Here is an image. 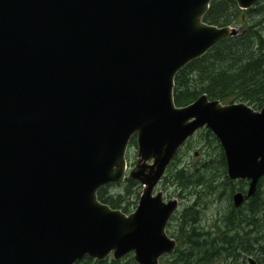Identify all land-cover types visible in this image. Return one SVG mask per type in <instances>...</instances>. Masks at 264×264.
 I'll return each mask as SVG.
<instances>
[{
  "label": "water",
  "instance_id": "obj_1",
  "mask_svg": "<svg viewBox=\"0 0 264 264\" xmlns=\"http://www.w3.org/2000/svg\"><path fill=\"white\" fill-rule=\"evenodd\" d=\"M211 1L0 0V264L127 255L160 264L175 243L165 234L173 207L157 186L197 130L212 134L227 177L248 179L252 193L264 174V107L204 94L173 103L177 72L239 32L202 22ZM231 1L239 10L257 2ZM127 177L140 185L132 211L97 200Z\"/></svg>",
  "mask_w": 264,
  "mask_h": 264
},
{
  "label": "trees",
  "instance_id": "obj_2",
  "mask_svg": "<svg viewBox=\"0 0 264 264\" xmlns=\"http://www.w3.org/2000/svg\"><path fill=\"white\" fill-rule=\"evenodd\" d=\"M202 22L217 27L232 26L239 32L220 41L177 72L172 89L174 105H187L204 94L208 100H217L221 104L241 102L253 110L264 107V0H257L253 7L246 10L237 9L231 0H212L202 17ZM201 139L215 141L209 132L203 134ZM130 147H135L134 137L128 142L127 148ZM158 186H163V177ZM109 189L119 190L113 196L108 194ZM138 190V183L127 177L120 185L100 188L96 198L109 208L118 209L125 214L135 205ZM120 192H124L125 199L129 200L125 205L119 197ZM258 195L263 198L262 207H255L254 210L249 207L247 218L257 214L262 216L258 227L252 228L256 229V236L260 235L259 241H249L243 248L237 236L233 234L230 241L224 243L198 242L194 240V230L185 228L181 232L186 240L177 245L172 255L165 259L161 257L160 264H243L234 259L235 252L251 254L257 258L259 264H264V189L257 191L249 205L260 198ZM252 229L245 235L249 236ZM74 264L135 263L131 256L127 255L119 260L106 258L101 261L83 257Z\"/></svg>",
  "mask_w": 264,
  "mask_h": 264
},
{
  "label": "flooded vegetation",
  "instance_id": "obj_3",
  "mask_svg": "<svg viewBox=\"0 0 264 264\" xmlns=\"http://www.w3.org/2000/svg\"><path fill=\"white\" fill-rule=\"evenodd\" d=\"M206 132L209 131L206 129L195 131L177 149L163 173V205L173 207L166 220L165 234L175 243L173 252L178 244L186 240L181 232L185 228L194 230L193 234H196L194 240L198 242L224 243L230 241L235 234L244 248L246 245H243L242 238L244 243H248L247 239L254 234L251 242L254 239L260 240V235L256 236V229L252 228L258 227L262 216L257 214L247 218V212L249 207H252V210L255 207H262L263 198L259 195L260 198L252 201L251 205L249 202L256 196L257 191H263L264 183L261 184V180L264 174L256 180L252 193L247 195L249 180H231L227 177L225 158L218 142L210 132L214 142L201 139ZM193 139L195 140L192 141ZM194 142L198 144L196 150L192 152L195 163L183 161L189 156ZM235 194L240 195L237 206H233ZM206 197L207 200H204ZM168 229L172 231L168 232ZM249 229H252L251 234L246 236ZM247 258L259 264L257 258L251 254L234 253V259L243 264H248Z\"/></svg>",
  "mask_w": 264,
  "mask_h": 264
},
{
  "label": "rangeland",
  "instance_id": "obj_4",
  "mask_svg": "<svg viewBox=\"0 0 264 264\" xmlns=\"http://www.w3.org/2000/svg\"><path fill=\"white\" fill-rule=\"evenodd\" d=\"M195 139H193L192 141H194ZM198 144L196 143V142H194L193 143V147H192V149L190 150V152H189V156L187 157V158H185V159H183V161H187V162H189V163H195V159H194V157L192 156V152L194 151V150H196V146H197ZM200 155V154H199ZM125 160H126V173L130 170V169H133V167L135 166V161H136V157H135V147H130V148H127L126 149V154H125ZM138 183V182H137ZM139 185V184H138ZM118 190L119 189H109L108 190V194L109 195H116L115 193H117L118 192ZM157 190H161L162 191V195H163V186H157ZM138 193H140V185H139V190H138ZM139 195V194H138ZM126 195H125V193L124 192H120V194H119V197L120 198H122L123 199V201H122V204L123 205H125L126 204V202H128L129 200L128 199H125L126 197H125ZM138 198V197H137ZM125 199V200H124ZM204 200H207V197L204 199ZM137 201V200H136ZM136 204V203H135ZM134 206L135 205H133V207H132V205L130 206V207H132L131 209H130V211H132V209L134 208ZM124 208H126V207H124ZM127 213H129V212H127ZM126 214V213H125ZM174 230H176V229H174ZM170 231H172V229H168V232H170ZM253 237H255V235L254 234H252L251 236H249V238L247 239V242H249V241H251L250 239H252ZM242 243L244 244V245H247L248 243H244V241H243V238H242ZM163 259H165V256L163 257Z\"/></svg>",
  "mask_w": 264,
  "mask_h": 264
}]
</instances>
